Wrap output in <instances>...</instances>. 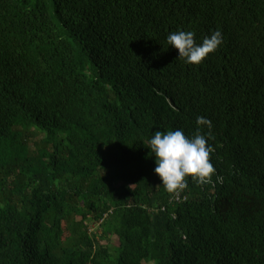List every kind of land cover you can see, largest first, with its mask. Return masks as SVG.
Instances as JSON below:
<instances>
[{
    "label": "trees",
    "instance_id": "trees-1",
    "mask_svg": "<svg viewBox=\"0 0 264 264\" xmlns=\"http://www.w3.org/2000/svg\"><path fill=\"white\" fill-rule=\"evenodd\" d=\"M198 116L216 174L178 197L148 141ZM147 263L264 264V0H0V264Z\"/></svg>",
    "mask_w": 264,
    "mask_h": 264
},
{
    "label": "clouds",
    "instance_id": "clouds-1",
    "mask_svg": "<svg viewBox=\"0 0 264 264\" xmlns=\"http://www.w3.org/2000/svg\"><path fill=\"white\" fill-rule=\"evenodd\" d=\"M194 37V32L183 30L167 36V43L178 50V58L190 65H200L223 42L219 30L205 36L201 44H197ZM196 123L198 127L192 137L186 136L180 129L167 132L156 130L148 141L150 154L155 155L154 172L169 194L182 192L187 187L189 177L200 186L213 183L216 168L211 163V154L214 148L208 144V139L212 138V122L198 116ZM200 126H207L209 131L206 135L201 133ZM217 179L219 181L221 178Z\"/></svg>",
    "mask_w": 264,
    "mask_h": 264
},
{
    "label": "rangeland",
    "instance_id": "rangeland-1",
    "mask_svg": "<svg viewBox=\"0 0 264 264\" xmlns=\"http://www.w3.org/2000/svg\"><path fill=\"white\" fill-rule=\"evenodd\" d=\"M98 228V224H90V229L91 230H96ZM103 244L106 243V241H102ZM147 264H152V263H147Z\"/></svg>",
    "mask_w": 264,
    "mask_h": 264
},
{
    "label": "built area",
    "instance_id": "built-area-1",
    "mask_svg": "<svg viewBox=\"0 0 264 264\" xmlns=\"http://www.w3.org/2000/svg\"><path fill=\"white\" fill-rule=\"evenodd\" d=\"M180 193L178 194V197H179Z\"/></svg>",
    "mask_w": 264,
    "mask_h": 264
}]
</instances>
